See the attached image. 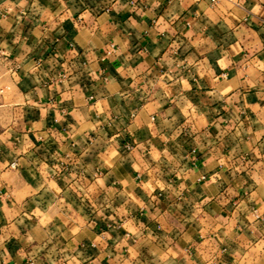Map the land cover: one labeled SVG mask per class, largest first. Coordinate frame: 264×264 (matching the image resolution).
Returning <instances> with one entry per match:
<instances>
[{
	"label": "crops",
	"instance_id": "1",
	"mask_svg": "<svg viewBox=\"0 0 264 264\" xmlns=\"http://www.w3.org/2000/svg\"><path fill=\"white\" fill-rule=\"evenodd\" d=\"M0 91V264H264V0H0Z\"/></svg>",
	"mask_w": 264,
	"mask_h": 264
},
{
	"label": "built area",
	"instance_id": "2",
	"mask_svg": "<svg viewBox=\"0 0 264 264\" xmlns=\"http://www.w3.org/2000/svg\"><path fill=\"white\" fill-rule=\"evenodd\" d=\"M0 92H2V91H0ZM11 167H12V168H16L17 165H16L15 163H12V164H11Z\"/></svg>",
	"mask_w": 264,
	"mask_h": 264
}]
</instances>
